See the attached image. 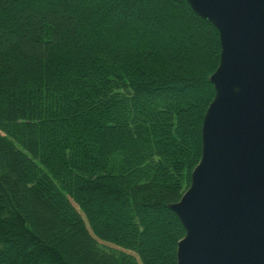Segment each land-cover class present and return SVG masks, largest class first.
Wrapping results in <instances>:
<instances>
[{"label":"trees","instance_id":"16d2710c","mask_svg":"<svg viewBox=\"0 0 264 264\" xmlns=\"http://www.w3.org/2000/svg\"><path fill=\"white\" fill-rule=\"evenodd\" d=\"M219 53L186 0H0V264H176Z\"/></svg>","mask_w":264,"mask_h":264},{"label":"water","instance_id":"95a60500","mask_svg":"<svg viewBox=\"0 0 264 264\" xmlns=\"http://www.w3.org/2000/svg\"><path fill=\"white\" fill-rule=\"evenodd\" d=\"M218 32L190 181L169 203L176 264H264V0H186Z\"/></svg>","mask_w":264,"mask_h":264},{"label":"rangeland","instance_id":"374dc122","mask_svg":"<svg viewBox=\"0 0 264 264\" xmlns=\"http://www.w3.org/2000/svg\"><path fill=\"white\" fill-rule=\"evenodd\" d=\"M97 241L102 247H104L106 249L123 250L120 247H118L116 245H113L112 243H109V242H106V241H102L100 239H97ZM124 251H126V252H128V253H130V254L135 256V254L133 252H131V251H127V250H124Z\"/></svg>","mask_w":264,"mask_h":264}]
</instances>
